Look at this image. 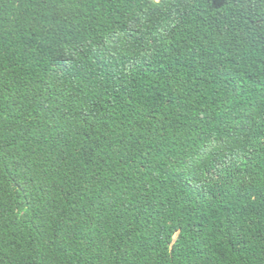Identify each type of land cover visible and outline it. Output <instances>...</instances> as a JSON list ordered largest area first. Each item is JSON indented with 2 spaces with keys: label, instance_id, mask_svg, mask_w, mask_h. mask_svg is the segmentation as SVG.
Returning <instances> with one entry per match:
<instances>
[{
  "label": "trees",
  "instance_id": "1",
  "mask_svg": "<svg viewBox=\"0 0 264 264\" xmlns=\"http://www.w3.org/2000/svg\"><path fill=\"white\" fill-rule=\"evenodd\" d=\"M0 264H264V0H0Z\"/></svg>",
  "mask_w": 264,
  "mask_h": 264
}]
</instances>
